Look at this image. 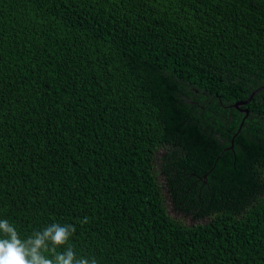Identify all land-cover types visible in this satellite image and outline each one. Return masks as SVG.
Returning a JSON list of instances; mask_svg holds the SVG:
<instances>
[{"label": "trees", "instance_id": "trees-1", "mask_svg": "<svg viewBox=\"0 0 264 264\" xmlns=\"http://www.w3.org/2000/svg\"><path fill=\"white\" fill-rule=\"evenodd\" d=\"M263 85L264 0H0V219L98 264H264V89L229 149Z\"/></svg>", "mask_w": 264, "mask_h": 264}, {"label": "clouds", "instance_id": "clouds-1", "mask_svg": "<svg viewBox=\"0 0 264 264\" xmlns=\"http://www.w3.org/2000/svg\"><path fill=\"white\" fill-rule=\"evenodd\" d=\"M75 232L73 224L51 223L22 237L12 222L0 219V264H98L95 257L77 254Z\"/></svg>", "mask_w": 264, "mask_h": 264}, {"label": "rangeland", "instance_id": "rangeland-1", "mask_svg": "<svg viewBox=\"0 0 264 264\" xmlns=\"http://www.w3.org/2000/svg\"><path fill=\"white\" fill-rule=\"evenodd\" d=\"M162 196H163L164 207H165L166 212L168 213V215L171 219H174V220L180 222L181 224H183L184 226H189V227L199 225V224H204L208 221L207 219L192 221L191 216H184V215L176 213L172 209V206H171V203H170V200L168 198L167 193H162Z\"/></svg>", "mask_w": 264, "mask_h": 264}, {"label": "water", "instance_id": "water-1", "mask_svg": "<svg viewBox=\"0 0 264 264\" xmlns=\"http://www.w3.org/2000/svg\"><path fill=\"white\" fill-rule=\"evenodd\" d=\"M263 89H264V85L261 86V87H259V88H257L256 90H254V91L251 93V95L249 96V98H248L246 101H239V102L234 103V104L231 106L233 109L239 111L241 114L244 115V117H243V119H242V121H241V123H240V125H239V128H238V130H237V132H236V134L233 136V138H232V140H231V144L233 143V139L236 137V135H237V134L239 133V131L241 130V127H242V125H243L244 120H245V119L247 118V116H248V111H247L246 109H242V107L247 106V105L252 101L253 97H254L258 92H260V91L263 90ZM204 177H205V176H204Z\"/></svg>", "mask_w": 264, "mask_h": 264}, {"label": "flooded vegetation", "instance_id": "flooded-vegetation-1", "mask_svg": "<svg viewBox=\"0 0 264 264\" xmlns=\"http://www.w3.org/2000/svg\"><path fill=\"white\" fill-rule=\"evenodd\" d=\"M165 153H166V151H165L164 149H159V150L156 152V158H157V160H158V158L163 157V156L165 155ZM156 168H157V170H158V172H159V176H158V178H159V181H160V185L162 186V193H168L167 190H166V187L164 186V182H165V180H164V177L162 176V173L160 172L161 169H160L159 163H158V166H157ZM197 183H198V181H194V183H189V188H188V190H189L190 188H195V187H194V184L196 185ZM185 193H187V192H185ZM193 221H194V220H193Z\"/></svg>", "mask_w": 264, "mask_h": 264}, {"label": "bare ground", "instance_id": "bare-ground-1", "mask_svg": "<svg viewBox=\"0 0 264 264\" xmlns=\"http://www.w3.org/2000/svg\"><path fill=\"white\" fill-rule=\"evenodd\" d=\"M243 126V125H242ZM242 128V127H241ZM240 132V131H239ZM234 136V135H233ZM237 136V135H236ZM233 138V137H232ZM232 140V139H231ZM230 143H231V141H230ZM232 147H233V143L231 144V146H230V148L229 149H232Z\"/></svg>", "mask_w": 264, "mask_h": 264}]
</instances>
